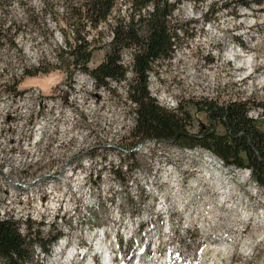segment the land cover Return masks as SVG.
Here are the masks:
<instances>
[{
    "label": "rangeland",
    "instance_id": "obj_1",
    "mask_svg": "<svg viewBox=\"0 0 264 264\" xmlns=\"http://www.w3.org/2000/svg\"><path fill=\"white\" fill-rule=\"evenodd\" d=\"M226 1L184 2L172 17L181 28L175 53L148 72L156 104L190 114L189 134L216 123L196 102L245 101L247 114L264 111V1L232 11L223 9ZM63 3L0 0V218L19 221V233L30 229V238L61 233L48 256L35 248L27 264H54L64 240L69 250L55 264H66L75 247L87 254L69 264H89L102 232L116 264H264V188L203 149L136 144L126 83L102 88L82 73L70 81L64 75L54 18L64 14ZM211 4L214 15L203 21ZM127 9L117 1L100 26L101 42ZM103 53L97 49L89 66ZM255 125L264 135V119ZM215 131L224 129L216 124ZM216 173L235 194L230 204L221 205L211 182L200 184ZM94 263L102 264L101 255Z\"/></svg>",
    "mask_w": 264,
    "mask_h": 264
},
{
    "label": "trees",
    "instance_id": "obj_2",
    "mask_svg": "<svg viewBox=\"0 0 264 264\" xmlns=\"http://www.w3.org/2000/svg\"><path fill=\"white\" fill-rule=\"evenodd\" d=\"M64 14L54 16L64 38V47L59 51L64 75L70 81L76 72L89 75L96 87L107 88L110 81L127 85L128 100L134 106V125L131 137L139 144L146 140L167 142L179 148L209 150L226 166L233 169H248L252 181L264 188V135L248 118L247 102L231 101L226 106L196 102L199 112L209 115L223 127V133L212 131L209 123L202 126L193 137L184 136L191 116L181 107L169 112L158 106L148 91V72L154 64L170 60L177 49L181 28L172 25L173 14L184 2L203 5L208 0H121L128 4L127 15L114 19L109 25L111 40L101 42L100 26L106 24L115 11L118 0H63ZM264 0H227L223 9L231 7L251 9L261 6ZM214 15V4L203 13V21L209 22ZM232 16L238 17L237 11ZM178 27V28H176ZM90 31L95 39L89 40ZM100 43L96 48L94 45ZM104 50L102 60L90 67L93 53ZM128 51L132 57L130 68L121 64V53ZM127 71L133 78L128 80ZM27 77L35 74L26 73ZM70 84V83H68ZM260 107L264 106L261 105ZM189 134V133H188ZM19 221L0 218V260L2 264H27L33 250L39 248L44 256L50 253L51 245L61 236L58 232L48 240L39 238L36 232L31 237L19 233Z\"/></svg>",
    "mask_w": 264,
    "mask_h": 264
},
{
    "label": "bare ground",
    "instance_id": "obj_3",
    "mask_svg": "<svg viewBox=\"0 0 264 264\" xmlns=\"http://www.w3.org/2000/svg\"><path fill=\"white\" fill-rule=\"evenodd\" d=\"M237 55L238 54H236V56ZM246 175H247V172L246 171H243L241 173V178L244 180V178L246 177ZM210 182L212 183L211 185H212V192H213V194L215 193V194H219L220 195V203H221V205L230 204V201L235 196V194L232 192V190L229 187V185L226 184L225 181H222L220 179L218 173H216V174H214L212 176L210 175L208 178L205 177V176H201L200 177V184L205 183V184H208L209 185ZM63 246H64V242L60 243V246H58V249L56 250V259L54 260V264L55 263H58L59 260H61V258H58V256H60L61 254H63ZM98 249H100V247H98ZM75 250H76V247L74 249L72 248V250L69 251V253L67 255V258L65 260V263L66 264H69L73 260V257L76 256V253L74 252ZM105 260L108 262L109 259L107 257H105Z\"/></svg>",
    "mask_w": 264,
    "mask_h": 264
},
{
    "label": "built area",
    "instance_id": "obj_4",
    "mask_svg": "<svg viewBox=\"0 0 264 264\" xmlns=\"http://www.w3.org/2000/svg\"><path fill=\"white\" fill-rule=\"evenodd\" d=\"M111 34H110V38H109V40L107 41V42H109L110 40H111ZM124 59L127 61V63L126 64H124L123 62H124ZM121 64L125 67V68H130L131 67V64H132V57H131V55L129 54V52L128 51H123L122 53H121ZM78 73H80V72H78ZM83 74V76L82 77H85L87 80H89L90 82H91V84H93L94 83V85H95V81L89 76V75H87V74H85V73H82ZM129 75H131V72L130 71H127V73H126V77H128ZM110 82H113V81H110ZM116 83V82H115ZM120 83H125L124 81L123 82H120ZM119 83V84H120ZM95 87H96V85H95ZM103 88V87H102ZM235 101V100H234ZM247 116H248V118L249 119H251V120H253V121H257V120H263L264 119V111L263 110H261L260 112H258V113H256V115L254 116V115H251L250 113L249 114H247ZM206 154H213L211 151H209V150H203ZM237 170H242V171H246L247 172V174H250L251 172H250V170H248V169H237Z\"/></svg>",
    "mask_w": 264,
    "mask_h": 264
},
{
    "label": "water",
    "instance_id": "obj_5",
    "mask_svg": "<svg viewBox=\"0 0 264 264\" xmlns=\"http://www.w3.org/2000/svg\"><path fill=\"white\" fill-rule=\"evenodd\" d=\"M208 116H209V115H208ZM208 118H209V117H208ZM214 122H216V121H214ZM215 128H216V123H214L212 131H214ZM183 135H184V136H188V137H193V135L188 134V133H183Z\"/></svg>",
    "mask_w": 264,
    "mask_h": 264
}]
</instances>
